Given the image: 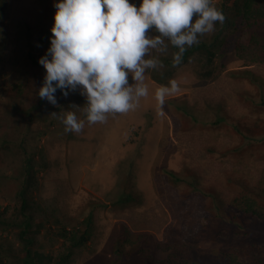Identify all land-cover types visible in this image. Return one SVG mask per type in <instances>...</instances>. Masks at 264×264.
<instances>
[{
  "label": "rangeland",
  "instance_id": "1",
  "mask_svg": "<svg viewBox=\"0 0 264 264\" xmlns=\"http://www.w3.org/2000/svg\"><path fill=\"white\" fill-rule=\"evenodd\" d=\"M130 2L139 6L141 0ZM213 2L226 19L199 37L213 42L221 35L210 60L196 51L174 65L178 49L170 43L165 53L151 50L146 58H158L160 65L146 70L149 95L139 106L109 115L102 124L86 123L75 133L65 132L51 113L83 106L86 97L79 90L67 97L57 90V105L45 99L41 103L38 89L46 70L30 57L39 60L46 53L54 0H0V213L5 219L0 223V264H15L21 255L23 240L13 223L23 220L20 190L27 178L31 249L43 255L46 264H107L116 258L112 244L119 249L126 237L139 235L146 240L141 246L159 258L172 249L159 245L183 240L203 254L234 245L188 238L197 234L200 208L215 205L208 189L201 195L189 180L207 186L213 176L223 186L230 172L225 169L243 172L259 148L254 139L264 143V67L238 48L249 43L243 0ZM173 79L178 91L158 105L155 89ZM71 110L83 118L80 110ZM29 166L33 179L26 171ZM167 169L181 180L173 179ZM257 173L246 177L249 186L259 185ZM228 189L242 187L234 182ZM121 193L131 200L119 203ZM89 214L90 237L83 246L71 248L62 234L72 230L82 236ZM126 249L132 245L127 243ZM67 251L71 255L63 261ZM134 252L131 264H153Z\"/></svg>",
  "mask_w": 264,
  "mask_h": 264
},
{
  "label": "clouds",
  "instance_id": "2",
  "mask_svg": "<svg viewBox=\"0 0 264 264\" xmlns=\"http://www.w3.org/2000/svg\"><path fill=\"white\" fill-rule=\"evenodd\" d=\"M54 7L50 46L39 58L46 72L38 95L53 105L58 89L65 97L77 90L86 97L83 106L51 113L65 132L75 133L139 106L149 95L146 70L160 65L158 58H146L151 50L165 53L170 43L179 65L186 48L226 19L213 0H141L139 6L130 0H54ZM178 87L174 79L157 87V104Z\"/></svg>",
  "mask_w": 264,
  "mask_h": 264
},
{
  "label": "trees",
  "instance_id": "3",
  "mask_svg": "<svg viewBox=\"0 0 264 264\" xmlns=\"http://www.w3.org/2000/svg\"><path fill=\"white\" fill-rule=\"evenodd\" d=\"M243 3L246 21L245 30L249 35V43L240 45L238 48L241 51L243 50V54L244 51L247 52L252 60L264 67V0H243ZM227 26L228 24H226ZM219 40H221V35L218 33L213 42L199 41L198 44L186 48L182 61H186L196 51L205 53L208 60H210L215 54L214 46H216ZM49 46L50 41L48 42L47 49ZM30 57L33 64H40L35 56L30 55ZM58 92L62 94L59 89ZM42 102L43 99L41 100ZM51 106L54 107L53 104ZM254 140L258 141L255 144L259 148L253 160L247 162L243 172L232 168L225 169L230 172L223 186L219 187L218 180L213 176L210 177V185L207 186L199 185L194 178L189 180L190 185L194 188L193 191L201 195L204 193V189H208L206 193L215 205L210 206L205 204L200 208V214L202 215L200 220L196 221L195 224L197 234L192 235V238H188L190 240L204 238L213 242L233 241V246H230L228 249H221L217 254H203L200 250L195 249L192 244H188L183 238H180L183 241L175 242L174 245H159L163 249L172 247L165 257L159 258L149 248L141 246L142 241L145 242L146 240L143 235H139L136 239L126 237L125 242H120L119 249H115L112 244L116 258L114 256L113 261L110 260V263L108 262L107 264H131L133 251H136L134 253L140 260L143 259L153 264H264V143L258 139ZM31 170L32 168L29 166L26 171L27 174L31 175L30 178L33 179ZM257 171L259 185L256 187L249 186L246 182V177H255ZM167 173L177 182L181 180L176 172L167 169ZM28 180L29 178L24 180L20 190L22 199L20 214L23 216V220L13 223L15 227L19 228L17 233L18 238L23 240V248L20 250L21 255L18 256L15 264H46L43 260V255L33 252L31 249L34 241L30 236L33 222L32 216H29L25 212L27 208V190L30 185V182H27ZM234 182L241 185V191H231L228 189V185ZM125 199L131 200V195L121 193L117 201L121 203ZM222 203L226 204L222 205ZM1 222H5V219L0 213ZM84 223L86 224V229L82 236L78 237L77 232H73L72 230L65 231L62 234L66 240L71 241V248L81 247L88 240L90 231L93 228V215L89 214ZM125 232L127 235H131L127 227L125 228ZM127 243L132 245L131 250L126 249ZM2 246L3 244H0V248ZM62 255L63 261H66L71 253L67 251Z\"/></svg>",
  "mask_w": 264,
  "mask_h": 264
}]
</instances>
